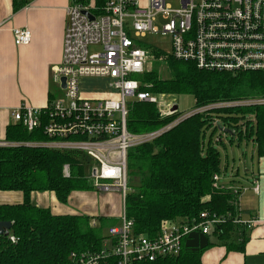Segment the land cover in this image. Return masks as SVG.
Here are the masks:
<instances>
[{
  "label": "built area",
  "instance_id": "built-area-1",
  "mask_svg": "<svg viewBox=\"0 0 264 264\" xmlns=\"http://www.w3.org/2000/svg\"><path fill=\"white\" fill-rule=\"evenodd\" d=\"M176 1L177 9L167 0H106L101 8H97L93 0L87 3L72 0L66 13L62 62L53 72L61 95L50 100L45 108L23 105L12 112L14 122L22 124L29 132L39 128L43 121L47 122L44 134L50 141L29 143V146L78 153L87 162H93L89 179L95 190L117 192L121 196L120 222L108 229V245L99 252L71 254L73 264H104L109 258H116L118 264L155 262L179 256L190 234L209 236L228 220L245 230L264 223L259 219L241 218L239 200L247 190L242 186L231 190L235 196L234 216L230 212L224 216L204 212L198 219L164 220L154 238L137 235L134 222L127 218L126 198L131 192L128 152L131 149L153 142L196 114H211L221 108L264 106V97L209 105L180 114L175 122L156 131L143 134L128 131L127 118L132 103L157 105L155 94L143 91L141 81L136 78L144 74L152 57L148 48L152 46L142 42L147 35L171 36L170 56L192 62L199 70L232 74L264 72V0ZM13 37L18 47L30 44L32 39L27 28L14 29ZM63 78L65 89L61 87ZM83 80L104 83L106 95L84 97ZM174 106L159 110L160 116L179 114V109L173 110ZM18 145L0 143L2 147ZM64 174L69 175L67 165ZM213 180L216 188H222L218 185V175ZM254 184L253 190L258 193L259 186L257 182ZM10 240L15 242L14 237Z\"/></svg>",
  "mask_w": 264,
  "mask_h": 264
},
{
  "label": "trees",
  "instance_id": "trees-1",
  "mask_svg": "<svg viewBox=\"0 0 264 264\" xmlns=\"http://www.w3.org/2000/svg\"><path fill=\"white\" fill-rule=\"evenodd\" d=\"M93 1L97 8L106 2ZM25 3L26 0H14V8ZM148 48L156 62L139 77L143 91L191 95L196 109L264 97V72L203 71L192 62L176 60L158 48ZM162 64L167 67L168 78L160 73ZM179 116L161 117L156 104L135 102L129 107L127 128L135 134L148 133L172 124ZM46 123L43 121L32 132L22 124L11 125L5 142L19 145L0 146V192L23 194L20 204H0V222L12 223L9 236H0V264H73L71 254L103 250L109 239L105 231L117 223L110 217L56 215L50 208L32 203L34 193H54L59 203L67 205L74 192L94 191L85 173V161L78 153L28 145L50 141L44 134ZM218 125L222 132L231 135V143L253 140L262 150L264 106H249L196 114L153 142L128 152L129 174L139 176V185L126 198V214L134 222L137 235L156 237L164 220L183 222L198 219L204 212L216 216L236 214L234 194L226 188H216L213 180L221 172L220 153L212 140ZM66 165L68 176L64 174ZM248 231L228 220L212 236L207 235L209 245L202 250L193 251L184 245L177 257L135 264H202L204 252L215 245L243 252ZM104 264H118V260L109 258Z\"/></svg>",
  "mask_w": 264,
  "mask_h": 264
},
{
  "label": "crops",
  "instance_id": "crops-1",
  "mask_svg": "<svg viewBox=\"0 0 264 264\" xmlns=\"http://www.w3.org/2000/svg\"><path fill=\"white\" fill-rule=\"evenodd\" d=\"M71 2L72 0H27L22 7L15 9L14 0H0V143H6L7 128L16 124L12 117L14 110L23 105L42 109L49 104L51 98L61 95L53 80V72L62 62L66 13ZM20 28L29 29L32 39L30 44L18 47L14 43L13 30ZM86 82L97 81L83 80L82 87ZM83 95L87 98L97 96ZM217 132L212 140L217 138L218 145L223 143V139H231L230 134L220 129ZM234 142H247L252 147L251 166H246L243 173L233 171L223 180L221 159V172L216 174L219 176L218 185L230 191L237 186L247 188L239 200L238 211L241 218L246 221H264V146L260 150L253 140L246 139ZM254 182L259 186L258 193L253 190ZM99 193L107 194L95 191L74 192L67 205L59 203L54 193H34L32 203L50 208L56 215L115 218L117 226L123 208L120 194L108 193L113 195L110 198L119 201V206L102 203L100 207L96 200ZM22 202L23 194L20 192H0V204L14 205ZM247 236L243 252L228 251L225 246L215 245L204 252L202 264H264V223L255 225L247 232Z\"/></svg>",
  "mask_w": 264,
  "mask_h": 264
},
{
  "label": "rangeland",
  "instance_id": "rangeland-1",
  "mask_svg": "<svg viewBox=\"0 0 264 264\" xmlns=\"http://www.w3.org/2000/svg\"><path fill=\"white\" fill-rule=\"evenodd\" d=\"M168 4L172 6L173 9H177L179 7V4L176 0H167ZM146 46H152L157 47L164 54L170 55L171 54V48H172V38L169 35H164L162 33L154 34V35H147L146 38L142 40ZM91 51H94V49H91ZM151 54V53H150ZM152 56V55H151ZM155 57L152 56L149 60V63L146 67V72L151 70L154 67ZM160 73L162 77L168 78L169 72L167 70V67L165 64H162L160 66ZM140 76H136L137 79H139ZM83 93L90 94V95H101L103 94L105 90L104 83L100 82H86L82 89ZM155 98L157 99V106L159 110L166 111L170 106L177 105L179 109V114L185 115L193 110L196 109L195 107V99L191 95H173V94H163V95H155ZM218 130L221 128L220 126H217ZM211 131L207 132L206 141L208 142L209 136ZM218 133V132H217ZM143 134V133H141ZM219 135V134H217ZM217 138L214 139V146L218 150V152L221 155L222 159V175L223 180L227 178L233 171H240L243 173L245 171V167L249 165L251 166V156H252V147L247 144V142L241 143H235L232 142L229 138L223 139V143L219 144L216 143ZM83 157V156H82ZM84 158V157H83ZM84 164L86 167V176L91 178V167H93V162H87V159L84 158ZM250 163V164H249ZM139 185V176L136 174H129L128 177V187L130 191H135ZM95 192H99L95 190ZM92 195V194H91ZM102 197H106L103 198ZM113 197L112 194H98L96 197L97 203L100 207H102V203L106 205H112L114 203V206H119V201L116 200V198H110ZM105 235L108 236V231H105ZM105 245H108L107 242H105Z\"/></svg>",
  "mask_w": 264,
  "mask_h": 264
},
{
  "label": "water",
  "instance_id": "water-1",
  "mask_svg": "<svg viewBox=\"0 0 264 264\" xmlns=\"http://www.w3.org/2000/svg\"><path fill=\"white\" fill-rule=\"evenodd\" d=\"M90 19L93 20V17L90 16ZM62 82V89H65V78L61 79ZM178 109L177 106H174L173 110L176 111ZM219 126V125H218ZM222 130V128H220ZM12 229V223L11 222H0V236H9V232ZM209 245L208 237L202 234L198 233H192L187 238L185 243L186 249H191L193 251H198L206 248Z\"/></svg>",
  "mask_w": 264,
  "mask_h": 264
}]
</instances>
